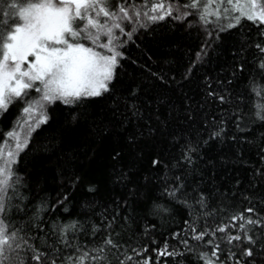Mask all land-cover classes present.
<instances>
[{
    "label": "trees",
    "instance_id": "obj_1",
    "mask_svg": "<svg viewBox=\"0 0 264 264\" xmlns=\"http://www.w3.org/2000/svg\"><path fill=\"white\" fill-rule=\"evenodd\" d=\"M165 1L178 7L187 2ZM119 2L151 5L150 0ZM183 12L190 14L175 18ZM180 13L154 23L142 20L146 27L137 24L119 49L123 59L113 93L80 105L48 107L47 123L31 132L14 166L21 179L19 195L11 201L13 224L51 243L54 224L78 221L85 226L77 234L82 246L112 232L124 245L120 258L125 251L133 257L126 264L145 257L152 264H203L181 240L189 247L199 243L210 256L213 245L206 241L213 239L224 264H236V258L227 259L232 245L221 239L226 233L191 239L193 233L186 231L191 209L164 188L166 182L183 183L189 197L203 194V211L211 215L196 216V223L209 231L228 225L229 233L243 236L244 222L233 220L234 213L254 207L255 213L243 214L264 215V122L253 115L264 109V70L257 67L260 54L253 47L264 41L259 35L264 25L242 19L237 27L219 31L217 25L200 24L196 10L181 7ZM18 113L17 102L0 112V146ZM153 160L160 163L154 167ZM196 211H201L198 205ZM93 224L101 228L95 235ZM165 243L182 255L158 256ZM133 248L148 251L136 255Z\"/></svg>",
    "mask_w": 264,
    "mask_h": 264
},
{
    "label": "snow or ice",
    "instance_id": "obj_2",
    "mask_svg": "<svg viewBox=\"0 0 264 264\" xmlns=\"http://www.w3.org/2000/svg\"><path fill=\"white\" fill-rule=\"evenodd\" d=\"M150 2L151 7L142 11L134 5L125 7L119 0L116 3L113 0H2L0 112L7 111L17 101L25 104L20 127L27 126L30 136L31 131L47 123V108L51 104L59 101L67 106L80 105L83 101L113 93L116 69L120 59H123L119 49L124 42L120 40L117 31L129 39L132 35L124 31V21H135L140 27H146L145 23H140L141 17L154 23L172 16L174 11L180 13L183 7L196 10L199 20L205 25L216 23L219 31L237 27L242 19L251 21L258 28L264 25V0H248L246 4H241L239 0H187L179 7L165 0ZM189 14L183 12L175 18L183 19ZM224 20L227 23H223ZM208 35L211 36V32ZM259 35L264 37V28L260 29ZM253 47L260 54L257 56V67L264 70V41L255 42ZM256 83L250 81V85ZM261 89L264 94V85H261ZM33 92L37 95L33 96ZM220 99L223 100V97ZM253 115L264 122V109L254 111ZM8 138L14 141V148L0 149V264H113L107 253L116 258L117 264H126V261L133 259L126 251L122 253L125 259L120 258L118 253L124 245L112 232H106L88 246L80 245L77 234L83 232L85 226L78 221L63 226L54 224L52 231L56 239L51 243L45 237H38L26 230L23 225L17 227L13 224L9 219L13 207L11 201L13 196L19 195L21 179L14 166L20 152L28 146V138L22 140L15 131L8 133ZM185 158L189 161L191 159L187 154ZM152 163L155 167L160 161L153 160ZM184 187L183 183L169 186L166 182L164 191L171 199L191 209L193 220L191 223L186 221L189 223L186 231L193 233L191 239L200 242L205 241L206 236L214 238L218 232L226 233L221 239L232 245L227 249V259L236 258V264H264V215L254 219L251 215L246 217L243 214L255 213L254 207L234 213L233 220L244 222L240 225L243 236L229 233L228 225L217 226L211 231L207 226L200 228L196 216L211 215V212L203 211L207 207L203 194L189 197L183 191ZM197 205L201 209L199 213L196 211ZM162 210L167 211L164 208ZM36 227L43 231L40 225ZM106 227L111 228V223ZM255 229L260 231L255 232ZM100 231V226H91L92 235ZM176 236L179 233L173 238ZM37 239L40 243L36 242ZM181 243L188 251L196 252L203 264H224L220 256V244L214 243L213 239L206 241L213 245L210 256L200 251L199 243L192 247H189L187 239H182ZM68 249L72 251L68 252ZM132 251L142 255L148 249L137 251L133 248ZM156 251L162 257L182 255L175 248L169 251L167 243L163 250ZM135 264H152V258L145 257Z\"/></svg>",
    "mask_w": 264,
    "mask_h": 264
},
{
    "label": "rangeland",
    "instance_id": "obj_3",
    "mask_svg": "<svg viewBox=\"0 0 264 264\" xmlns=\"http://www.w3.org/2000/svg\"><path fill=\"white\" fill-rule=\"evenodd\" d=\"M166 3L167 2H169V1H165ZM239 2L241 3V4H246L247 2H248V0H239ZM113 3H116L115 2V0H113ZM123 4L125 3V2H122ZM172 3V2H171ZM124 6L125 7H128V5H125L124 4ZM148 7H151V5H147V6H139V5H137V9H139V10H145L146 8H148ZM197 19V21L200 23V24H202L203 25V23L199 20V18L197 17L196 18ZM211 19L214 21L215 20V18L214 17H211ZM142 20H145L143 17H141V19H140V22L142 21ZM225 21V20H224ZM224 21H222L223 23H224ZM144 23V22H143ZM137 24L138 23H136L135 21H133L132 23H129L128 21H124L123 22V27H124V31L125 32H133V29H135L136 28V26H137ZM209 25H211V26H213V25H217L216 23H211V24H209ZM208 26V25H207ZM136 30V29H135ZM117 35H119L120 36V40L121 41H124V40H127L128 39V36H126V35H120L119 34V32L117 31ZM102 39H104V38H102ZM99 51H101V52H103L104 50L103 49H99ZM32 95L33 96H36L37 94L36 93H32ZM57 102H59V101H57ZM17 104H18V108H19V113H18V117H17V120L15 121V125L13 126V128L11 129V131L10 132H18L19 133V135H20V138L23 140L25 137H27V138H29V135H28V128H27V126H25V127H23V128H21L20 127V124L23 122V119H24V116H23V108L26 106L25 104H23V103H21L20 101H17ZM49 107V106H48ZM48 109V108H47ZM36 129V128H35ZM9 132V133H10ZM32 132V131H31ZM31 134V133H30ZM9 147H13L14 148V141H11V140H9V138H8V133L6 134V138H5V140L3 141V143L1 144V146H0V149H5V150H7V148H9Z\"/></svg>",
    "mask_w": 264,
    "mask_h": 264
}]
</instances>
